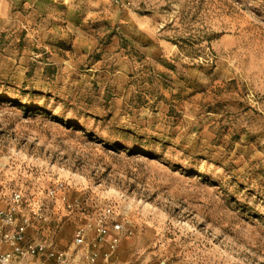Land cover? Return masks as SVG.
<instances>
[{
	"label": "rangeland",
	"instance_id": "rangeland-1",
	"mask_svg": "<svg viewBox=\"0 0 264 264\" xmlns=\"http://www.w3.org/2000/svg\"><path fill=\"white\" fill-rule=\"evenodd\" d=\"M13 190L58 249L109 206V264H264V0H0Z\"/></svg>",
	"mask_w": 264,
	"mask_h": 264
},
{
	"label": "built area",
	"instance_id": "built-area-1",
	"mask_svg": "<svg viewBox=\"0 0 264 264\" xmlns=\"http://www.w3.org/2000/svg\"><path fill=\"white\" fill-rule=\"evenodd\" d=\"M62 189L58 184L52 187L50 194L55 195ZM82 206L75 198L67 203L70 209ZM111 215L112 209L105 206L99 214L88 219L85 226L77 229L69 248L58 249L48 241L29 235L30 231L44 230L55 221L47 203L43 200L32 206L23 192L13 190L8 205L0 207V264H99L101 257L109 264L122 237L133 232L126 222L117 221ZM110 231L114 233L109 248L102 251Z\"/></svg>",
	"mask_w": 264,
	"mask_h": 264
},
{
	"label": "crops",
	"instance_id": "crops-1",
	"mask_svg": "<svg viewBox=\"0 0 264 264\" xmlns=\"http://www.w3.org/2000/svg\"><path fill=\"white\" fill-rule=\"evenodd\" d=\"M104 250H106V246L103 247L102 251ZM99 264H106L105 260L102 257L99 259ZM113 264H116V263H113ZM117 264H121V263H117Z\"/></svg>",
	"mask_w": 264,
	"mask_h": 264
}]
</instances>
